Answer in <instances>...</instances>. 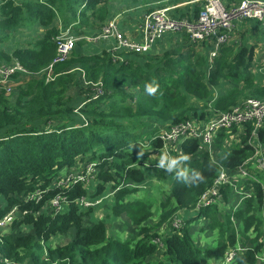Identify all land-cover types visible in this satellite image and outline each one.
Returning <instances> with one entry per match:
<instances>
[{
  "label": "trees",
  "instance_id": "1",
  "mask_svg": "<svg viewBox=\"0 0 264 264\" xmlns=\"http://www.w3.org/2000/svg\"><path fill=\"white\" fill-rule=\"evenodd\" d=\"M235 1L239 0H229ZM108 2L0 0V41L21 28L34 24L43 27L39 37L25 44L9 50L0 47V60H17L32 73L27 79L12 83L10 93L0 89V196L4 198L0 218L12 205L19 209L7 228L0 230V264H221L226 251L245 239L247 242L240 243L245 249L231 264H264L261 256L264 244L259 240L264 233V218L256 214L264 209L261 180L264 171L254 172L257 180L250 179L248 186L244 184V190L251 189L250 196L243 199L241 208L231 212L242 225L240 234L251 228L255 237L242 235L238 239L232 227L230 232L225 231L231 220L230 213L220 214L223 205L200 208L189 216L198 197L218 176L219 166L235 172L253 153L251 141L256 140L264 150V118L255 130L253 122H245L218 131L213 139L215 160L208 150L198 148L199 139L179 142L181 153L190 157L181 168H187L189 176L193 170L198 171L203 179L193 185L190 179L185 184V177L174 176L170 195L159 206L158 221L152 226H140L139 238L134 241L108 237L101 218L84 226L83 216L95 207L83 208L70 202L66 211L57 214L50 207L49 201L56 194L66 195L72 201L81 196L94 199L106 188H117L115 206L124 194L135 198L131 194L139 188L123 186L120 181L143 182L148 172L141 169L147 163L146 143L151 142L153 149L162 145L159 139L151 138L158 128L147 130L146 124L171 126L186 119L207 121L249 96L264 99V83L254 75L253 46L240 44L238 40L228 41L209 62L210 43L202 41V46H198L204 53L198 52L185 32L164 36L180 41L165 51H157L158 48L147 53L120 51L125 56L122 61L114 60L106 49L92 53L72 49L66 60L53 65V77L46 80L45 68L56 53L53 37L59 26L72 25L78 33L93 34L106 21ZM200 9L191 10V16L183 12L172 15L191 19ZM254 22L262 32L260 22ZM83 42L80 39L76 45L81 48ZM37 72L42 75L34 76ZM153 81L159 88L153 96H148L144 86ZM224 81L231 83L230 87L214 97L212 90ZM95 83L102 93L78 108L88 123L73 127L71 119L78 114L74 112L75 97L89 98ZM141 152L144 154L139 155ZM181 153L176 151L177 155ZM93 160L98 161L93 191H88L82 183L51 186L60 170ZM37 188L46 190L42 199L37 203L27 200V195ZM238 196L229 186L221 187L222 200L228 207L236 206ZM179 209L188 213L184 224L177 229L170 226L164 232L158 230ZM200 215L207 217L209 229H216L220 237L216 245L203 249L194 243L189 232L188 219ZM145 216L146 213L141 218ZM70 229H74V234L66 242L48 247L42 243ZM203 232L210 237L207 230ZM158 236H161L160 245L153 242Z\"/></svg>",
  "mask_w": 264,
  "mask_h": 264
},
{
  "label": "built area",
  "instance_id": "2",
  "mask_svg": "<svg viewBox=\"0 0 264 264\" xmlns=\"http://www.w3.org/2000/svg\"><path fill=\"white\" fill-rule=\"evenodd\" d=\"M202 6L197 16L189 19L188 17L173 16L169 6L154 8L144 12L139 20L137 29L139 30V38L125 36L119 29L116 17L108 18L101 27L93 34L78 33L72 25H60L58 33L53 37L56 46V53L52 61L45 68L46 80L52 79V67L55 63L63 62L70 55L74 43L80 39L87 42H98L112 38L113 46L109 49L114 60L122 61L123 57L120 51L147 53L155 46V43L166 33L170 32H185L189 36L191 42L205 41L210 43L208 59L211 62L213 56L216 55L220 46L230 40V34L237 22L243 19H252L259 21L264 37V0H240L237 4L227 5L225 0H202ZM26 68H24L17 60L1 61L0 62V89H4L10 93L12 83L21 81L20 78H28L31 76ZM41 76V72L33 74ZM25 79V80H26ZM18 83V82H16ZM93 92L89 98H85L75 107L74 112L83 115L78 111L79 107L90 99H95L102 90L97 83L93 84ZM86 119L87 117L83 115ZM264 118V99L259 97L249 96L240 104L232 106L230 109L218 113L216 116L207 121H196L186 119L175 123L168 128L159 130L158 135L154 139H159L162 143L160 148H156L155 156L160 153L168 152L176 153L180 151L177 146L179 142L187 138L199 139L200 150H208L211 154L213 148V139L215 134L222 129H229L232 126H239L245 122H253L254 130L261 124ZM87 120H82V125H86ZM53 124V122H51ZM73 126V125H72ZM254 146V151L244 162L238 166L235 172H229L222 166H219L218 176L196 200L194 204V212L200 208H205L213 204L221 205L223 202L221 197V187L229 186L232 192L239 194L238 202L249 197L251 189L244 190V184L250 185L251 180H257L253 176L252 170L264 171V150L262 145L256 140L251 141ZM147 145V144H146ZM173 153V155H174ZM183 154V153H181ZM97 162L84 161L78 162L80 166H72L58 172L53 178L51 186H70L77 183H82L85 188L89 182H95L97 178ZM248 167L246 168L245 166ZM249 169L251 170L249 172ZM63 171L62 174H60ZM94 189V186L92 184ZM90 190V191H93ZM46 190L37 188L27 195V200L35 201L36 203L42 199L43 192ZM101 197L96 196L90 199L87 196H81L74 201L68 200L66 195L56 194L49 201L50 207L54 213L64 212L68 209L70 202L83 207L89 208L100 203ZM236 203V204H237ZM232 204V202H231ZM25 213V212H24ZM19 214L17 205H12L10 209L0 218V230L7 228L13 219ZM192 214V213H191ZM181 216L174 215L171 219V226L175 229L181 226ZM252 234L255 235L253 229ZM259 239L264 240L263 236ZM160 245V244H159ZM245 249L239 242L235 247L226 251L222 264L233 263L236 256ZM264 260V251L261 254Z\"/></svg>",
  "mask_w": 264,
  "mask_h": 264
},
{
  "label": "rangeland",
  "instance_id": "3",
  "mask_svg": "<svg viewBox=\"0 0 264 264\" xmlns=\"http://www.w3.org/2000/svg\"><path fill=\"white\" fill-rule=\"evenodd\" d=\"M248 20L252 19H243L242 22H246ZM15 32L12 34L8 39H4L0 41V47H2L4 50H9L15 45L18 44H25L27 41V38L30 37V35L27 32V29H19L16 31V35L14 36ZM156 45V43H155ZM74 46H76V42L74 43ZM5 61V60H0ZM75 92H77L78 89L75 87L71 88ZM72 124L73 126H84L82 125V120H87L83 115L76 114L73 116ZM34 126L40 127L41 125L34 123ZM170 125L164 126L162 124H154V123H149L148 125H145V129H150L153 130L154 128H158L156 133H154L151 138H155L159 130H163L165 128H168ZM49 128V127H48ZM151 150H154L151 148V142H148L146 145V153L144 156V160L147 162L144 164L141 169L148 170L146 172V178L143 180V182L135 183L132 180L128 181H120V184L123 186H132V187H137L139 188L138 191L133 192L131 195H134L135 198H130V194H124L123 200L117 204L116 206L114 205L116 203L115 201V193L117 191V188L115 189H109L106 188L103 193L100 195L101 201L98 205L93 206L92 212L86 214L83 216L82 219V224L84 226H88L94 221L98 220L101 218L103 223L105 224L106 227V234L110 238H117L119 240H125V239H131L134 241L135 239L139 238V227L140 226H152L158 221V216L161 214L160 210V204L167 199V196L170 195V187L172 180L174 178V173H165L162 169H158L155 167V164L157 160L159 159V156L155 158L154 160H151L149 156V152ZM156 150H154L155 152ZM217 152V149L215 150ZM144 154V152H142ZM174 153V152H173ZM170 153L172 156H177L176 153ZM211 159L215 160L216 159V154L211 150ZM96 161V160H93ZM84 162V161H81ZM184 165V161H179L178 162V168H181V166ZM76 166H80V164H76ZM246 168L248 167L245 166ZM249 168V167H248ZM69 169V168H68ZM176 169L173 170L175 172ZM251 170L249 169V172ZM63 171L60 173L62 174ZM190 174V172H188ZM262 182L264 183V176L261 178ZM93 182H89L87 184V190L90 191L93 189L92 187ZM4 198L0 197V208L3 206L4 202H2ZM137 200V201H136ZM136 201V202H135ZM238 202V201H237ZM236 202V203H237ZM244 204L243 201L235 204V207H228L225 203L224 200L221 203L223 205V208L221 209L220 214H229L230 213V220H231V225L224 230L227 232H230L231 227L236 231L237 233V238L240 239L242 235H246L247 238H252L255 237L254 234H252L251 228L247 229V231H244L243 234H240L242 225L241 223L236 220L237 218L234 217V215L231 213L235 211L237 208L240 206L242 207ZM210 206H214L210 205ZM115 207V208H114ZM209 207V206H208ZM240 207V208H241ZM117 209V210H115ZM184 209H179L177 211H173L170 215V218L163 222L159 227L158 230L161 232H164L165 230H168L171 222V219L174 215H179L181 216V225L184 224V219H186L187 213H183ZM182 211V212H181ZM146 213V216L141 218L143 214ZM257 215H262L264 218V209H259L257 210ZM191 213L189 214V216ZM193 216V215H192ZM195 218L193 219L190 217L188 220L189 222V232L192 235V239L194 243L199 246L201 249L205 247H210L216 245L218 241H220V237L218 236V232L216 229H209V221L207 220L206 216H194ZM221 217V215H220ZM222 218V217H221ZM224 218V216H223ZM142 219V220H140ZM139 222V223H138ZM207 226V227H202V226ZM181 227V226H180ZM178 227V228H180ZM206 228V229H205ZM207 230L209 233V238H207L206 234L204 232L200 231H205ZM2 231V230H1ZM74 234V229H70L68 232L64 234H56L49 238L46 242H42L44 246H54L58 244H62L66 242L67 240L71 239ZM263 242L264 240L259 239ZM161 241V236L155 237L153 239V242L156 244H160ZM241 242H247V239L244 241H239ZM159 254L156 255L158 257ZM215 263V262H214ZM216 264V263H215Z\"/></svg>",
  "mask_w": 264,
  "mask_h": 264
},
{
  "label": "crops",
  "instance_id": "4",
  "mask_svg": "<svg viewBox=\"0 0 264 264\" xmlns=\"http://www.w3.org/2000/svg\"><path fill=\"white\" fill-rule=\"evenodd\" d=\"M201 1L202 0H109L107 5L108 15L106 20L111 17H116L119 29L125 36L139 38V30L137 29V25L139 24V20L146 9L155 8L158 6H169L171 8L170 9L171 12L174 14H179L183 12V13H188L191 16L193 14L191 10H194L196 8L198 9V7L201 8V4H202ZM225 1L227 2V5H234L237 4L240 0L238 2L237 1L229 2V0H225ZM21 29H27V32L30 35V37L27 38V40L35 39L39 37V35H41L43 31V27L39 24H34L30 28H21ZM169 34L170 33H166L164 36H167ZM15 35H16V31L14 36ZM164 36H162L159 39L162 42L161 46L159 44L160 43L159 40L156 42V45H154L155 49L158 48L157 51L160 50L165 51L169 48L176 47L180 43V41L179 42L173 41L169 38L165 39ZM236 40H238L240 44L246 46H253L254 48L253 64L255 65L254 75L256 80L264 83V37H263V33L260 31V28L257 26V23L254 22L253 20H248L246 22H242V21L237 22L230 34L229 41H236ZM77 42L78 41H76V44ZM84 42L81 48L80 46L76 45L73 46V49L76 50L78 49L84 53L99 52L101 49H106L109 51V49L113 46L112 44L114 43L112 38H108L106 40H102L94 43L87 42L85 40ZM189 43L196 44L197 51L204 53V50L199 48V46H202V41L197 43L196 42H189ZM207 52H209V49L207 50ZM120 55L125 57L121 52ZM127 57H130V55H127ZM228 84L231 85V83ZM228 84L224 81V82H220L216 87H214V89L212 90L214 97L225 92V90L230 87L228 86ZM189 100L190 102L193 101V99H189ZM81 101H82V97L76 96L74 100V106L76 107ZM236 135H237L236 133L231 135V138H234ZM154 150L156 149L154 148ZM154 150H151V152H149L148 157L151 160H154L159 156V155L155 156ZM256 171L257 170H252L251 172L254 173ZM221 206L222 205H220V207ZM191 213L193 215L196 214L194 211H191ZM204 233L206 234V232Z\"/></svg>",
  "mask_w": 264,
  "mask_h": 264
},
{
  "label": "clouds",
  "instance_id": "5",
  "mask_svg": "<svg viewBox=\"0 0 264 264\" xmlns=\"http://www.w3.org/2000/svg\"><path fill=\"white\" fill-rule=\"evenodd\" d=\"M158 88H159V85L155 81H153L152 83H146L145 84L144 91L148 96H153L157 92ZM79 108H81V107H79ZM152 139H154V138H152ZM146 144H148V142ZM142 154H143L142 152L139 153V155H142ZM189 159H190V157L186 154H180L177 156H172L168 152H163L160 154L159 159L157 160V162L155 164V167L158 169H162L165 173H174L175 178L185 177V181H184L185 184H189L188 181L190 179L191 184L195 185L197 182H199L203 179L201 174L198 171L193 170L191 172V175L189 176L187 168H178V162L179 161H186ZM174 169H176L175 172H173ZM1 198H3V197L1 196Z\"/></svg>",
  "mask_w": 264,
  "mask_h": 264
}]
</instances>
